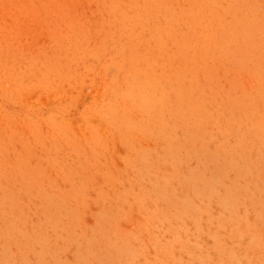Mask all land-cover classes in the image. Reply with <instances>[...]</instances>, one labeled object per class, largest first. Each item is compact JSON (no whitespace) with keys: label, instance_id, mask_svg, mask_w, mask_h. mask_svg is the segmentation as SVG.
<instances>
[{"label":"rangeland","instance_id":"374dc122","mask_svg":"<svg viewBox=\"0 0 264 264\" xmlns=\"http://www.w3.org/2000/svg\"><path fill=\"white\" fill-rule=\"evenodd\" d=\"M0 264H264V0H0Z\"/></svg>","mask_w":264,"mask_h":264}]
</instances>
